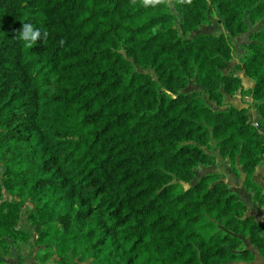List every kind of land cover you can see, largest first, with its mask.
Returning <instances> with one entry per match:
<instances>
[{
    "label": "trees",
    "instance_id": "trees-1",
    "mask_svg": "<svg viewBox=\"0 0 264 264\" xmlns=\"http://www.w3.org/2000/svg\"><path fill=\"white\" fill-rule=\"evenodd\" d=\"M212 10L226 33L192 35ZM237 93L248 107L219 110ZM213 148L263 208L264 0H0L1 249L30 237L23 210L44 264L250 263L244 241L264 260L238 194L194 182Z\"/></svg>",
    "mask_w": 264,
    "mask_h": 264
},
{
    "label": "rangeland",
    "instance_id": "rangeland-1",
    "mask_svg": "<svg viewBox=\"0 0 264 264\" xmlns=\"http://www.w3.org/2000/svg\"><path fill=\"white\" fill-rule=\"evenodd\" d=\"M179 17V16H178ZM210 24L209 25H201L195 31H193L192 35L195 34H220L226 33V30L222 24L220 17L217 13L212 10L209 14ZM180 19V18H179ZM260 23L255 25H251L248 23V30L245 34L234 38L231 43L233 46V54L232 60L228 64V68L224 71V73H228L232 67L240 63L241 58L246 53V45L249 43L250 36L259 30ZM237 75L242 78V84L245 89H249L252 87L253 83L251 80L244 78L242 72H238ZM199 87L191 83L184 90L185 93L199 91ZM206 100V98L204 97ZM249 101L247 97H241L238 93L233 97H226L224 106L219 110H225L228 106H234L237 108H244L249 105ZM210 107L214 106L206 102ZM254 109L250 108L248 110L250 118L252 119V115L254 113ZM256 112V111H255ZM255 122V121H254ZM210 155L213 158L212 166H204L201 167L198 172L195 174L194 182L201 176L209 174V173H217L222 177V180L227 183L230 187V190H238L239 189V181L238 178L232 173L233 165L227 161L222 159L218 152L213 148L209 151ZM239 168V167H238ZM15 198L7 195L4 192L0 193V202L2 201H14ZM15 229L21 231L25 235H30L28 239L23 237L13 238L7 237L5 238V242L8 243L7 248H0V255L4 262L7 264H44L48 261L47 256L43 252L42 246L37 244V235L33 231L32 225L26 219L24 211L21 210L16 219ZM257 251V250H255ZM252 264H263V259L256 252V256L252 261Z\"/></svg>",
    "mask_w": 264,
    "mask_h": 264
},
{
    "label": "crops",
    "instance_id": "crops-1",
    "mask_svg": "<svg viewBox=\"0 0 264 264\" xmlns=\"http://www.w3.org/2000/svg\"><path fill=\"white\" fill-rule=\"evenodd\" d=\"M250 84H252V83H250ZM248 100H250V99L248 98ZM250 102H251V100L249 101V104H250ZM248 116L250 118L249 112H248ZM250 120L251 121H258L259 120V116L257 115V113L255 111L252 115V119L250 118ZM253 178H254V181L260 187L264 188V160H262L261 163L259 164V166L256 168ZM238 181L240 182L239 183V189L238 190L232 189V190L235 193H237L238 196L240 197V199L247 205L248 214L253 216L254 219L261 224V226L263 227V230H264V207L259 208L257 206V204H255L251 201L250 194L246 193L245 190L242 188V185H241L242 176H241V178H238ZM263 236H264V231H263ZM244 243H245V248L247 250L251 251V253L255 257L256 252H258V250L255 247L250 246L247 241H244ZM255 250H257V251H255ZM237 264H252V262H250V263H237ZM263 264H264V260H263Z\"/></svg>",
    "mask_w": 264,
    "mask_h": 264
},
{
    "label": "built area",
    "instance_id": "built-area-1",
    "mask_svg": "<svg viewBox=\"0 0 264 264\" xmlns=\"http://www.w3.org/2000/svg\"><path fill=\"white\" fill-rule=\"evenodd\" d=\"M253 125H254V127H257V123L256 122H254Z\"/></svg>",
    "mask_w": 264,
    "mask_h": 264
}]
</instances>
